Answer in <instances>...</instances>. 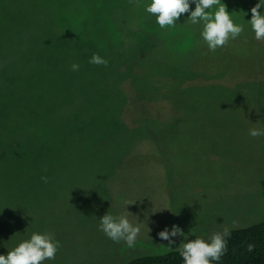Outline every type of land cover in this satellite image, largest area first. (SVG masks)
<instances>
[{
	"label": "rangeland",
	"instance_id": "374dc122",
	"mask_svg": "<svg viewBox=\"0 0 264 264\" xmlns=\"http://www.w3.org/2000/svg\"><path fill=\"white\" fill-rule=\"evenodd\" d=\"M75 1L97 23L79 9L71 19L69 0H0V17L16 27L0 40V254L33 233H51L61 246L44 264H126L174 250L190 234L209 241L225 228L264 221V136L249 135L264 129V75L231 79L192 70L202 51L208 65L242 72L255 66L264 41L247 20L259 0H221L244 31L215 52L202 24L186 22L190 12L161 29L146 11L151 0ZM170 29V45L158 47L157 59L141 57L149 38ZM94 53L107 66L90 64ZM10 77L25 78L14 80L12 105H34V124L7 114ZM117 124L131 128L123 148L118 142L127 136L111 137ZM10 153L35 165L9 173ZM107 212L140 225L133 248L99 230ZM173 225L185 237H172L169 248L158 233Z\"/></svg>",
	"mask_w": 264,
	"mask_h": 264
},
{
	"label": "clouds",
	"instance_id": "9594fccd",
	"mask_svg": "<svg viewBox=\"0 0 264 264\" xmlns=\"http://www.w3.org/2000/svg\"><path fill=\"white\" fill-rule=\"evenodd\" d=\"M192 3L195 4L194 10L191 9ZM261 8H264V0H259L251 8V19L247 20L257 41H264V14H261ZM146 11L156 17V23L161 29L175 27L182 14L190 12L186 22L193 25L202 24L201 36L212 52L225 47L230 40L237 39L244 31L243 25L233 21L227 5L221 3V0H151L146 6ZM89 63L107 66L108 61L94 53ZM79 67V64L71 65L73 71H78ZM249 135L254 138L264 136V129L252 128ZM42 179L45 183L48 182L46 176ZM99 220V230L107 238L116 243L123 241L129 248L135 246L141 227L131 223L128 215L113 216L107 212ZM230 235V231L225 228L223 232L213 233L209 241L202 238L184 239L175 249L182 257L183 264H218L227 252L226 237ZM158 236L168 242L167 247L173 248L172 245L176 241L172 237H185V233L178 225H173L171 231L165 228ZM60 246V242L51 233H33L30 239L20 242L13 250L8 251L7 255L0 254V264H44L45 261L56 258ZM254 249V244H248L246 251L252 252Z\"/></svg>",
	"mask_w": 264,
	"mask_h": 264
},
{
	"label": "trees",
	"instance_id": "16d2710c",
	"mask_svg": "<svg viewBox=\"0 0 264 264\" xmlns=\"http://www.w3.org/2000/svg\"><path fill=\"white\" fill-rule=\"evenodd\" d=\"M102 1V0H101ZM110 1V0H109ZM103 2V1H102ZM89 3H96V0H90ZM71 5V8L68 10L70 13V17L75 15L74 18L71 19H76V14L75 12H79L77 9L81 10L82 12L80 13V16L82 15V13L86 16L85 19H87V21H89V23H97L96 17L95 19L92 17H87L88 15L93 16V13H88L86 11V9H82L81 6L77 3V1L75 0H69V3ZM129 5V3H127ZM125 5V4H124ZM98 13V12H97ZM119 13V12H118ZM84 15H82L84 17ZM94 19V20H93ZM89 23L87 22L86 25L89 28ZM95 25V24H93ZM16 27L12 26V20H10L9 18H4V17H0V40L3 39H7L8 40V35L12 32H15L14 29ZM59 27L60 32L62 33V37L64 35V29ZM90 29V28H89ZM153 31L154 28H152ZM175 29H170L166 32L162 34L157 35V37L153 36L151 37L152 42H148L150 41V38L147 41V45L145 46V44L142 46V55L141 57H147V58H152V59H157L154 58L155 53L157 52L158 47H162V46H166V45H170L169 41V34L173 33ZM197 34V33H196ZM87 35V34H86ZM88 36V35H87ZM123 37V35L121 36V38ZM37 38L44 39V36L42 34H39L37 36ZM120 38V39H121ZM70 40V39H69ZM82 40V39H81ZM87 41V40H86ZM71 43L75 42L74 40H70ZM257 45V44H255ZM253 44V46H255ZM157 47V48H156ZM263 47V46H262ZM82 48V47H80ZM34 50V48H31V50L28 52V50L25 53H32V51ZM260 50V49H259ZM18 51V50H17ZM254 60H253V64L255 65L254 67H249L248 70H245L244 72L239 71L236 68H233L232 64H227V65H222L221 63H219V61L212 63L210 62L209 65L206 62L207 59V53L205 54L204 51L200 52V54L198 55V57L196 58L195 63L197 64L196 66H193V71L195 72H204V74L206 73H215V72H223L225 73L227 76L232 78H239V77H245V76H258V75H264V58L263 59H259L257 56H264V50H260L257 51L255 53L254 51ZM76 64V63H75ZM49 64L46 66V68H48ZM186 72V71H185ZM192 73V72H191ZM224 74V75H225ZM225 75V76H226ZM17 79H25V78H14V77H10L5 83L4 86L9 85V90H7V94L5 96V100L9 103V105H3V107H6V112L7 114H12V117L18 119L19 121H23L25 120L26 123L30 122V123H35V116L33 114H29L28 111H31L34 107L33 106H28L27 103H24L23 101L20 102V104L17 105H12V101L15 100V93L12 92L13 89H15L17 86L14 84V80ZM24 82V80L22 81ZM175 82V81H174ZM180 84L183 86V84L180 82ZM228 87V86H227ZM183 90L186 89V87L182 88ZM189 89V88H188ZM190 90V89H189ZM205 92V91H202ZM230 92H238L236 90H234L233 88H231L230 85ZM199 94V93H197ZM259 92L256 91V96H259ZM52 94L47 93V95L45 96L46 101H49L48 98L51 100V96ZM54 96V95H53ZM60 95H56V98L59 97ZM55 97V96H54ZM150 101L153 102L155 97L153 95H150L149 97ZM232 98V97H231ZM236 100H235V104H236ZM14 107H12V106ZM12 107V108H11ZM182 109L186 110V108ZM198 107L195 106V111L197 110ZM89 112V111H87ZM182 115H185V113L189 114L188 111H182L180 112ZM40 118V117H39ZM36 120H38V118H36ZM111 123H113L110 120ZM124 125V124H122ZM117 124L116 127L112 128L111 130V137H122V136H127L126 140H119L118 144H120V148L124 147V143L126 141H128L129 139V134H130V130L131 128H127L125 126H122ZM155 126V125H154ZM15 129H17V126L15 125L14 127V131ZM20 131L22 130V128L19 129ZM100 130L106 135H108L110 137V131L103 130L100 128ZM97 132H98V128H97ZM129 132V134H128ZM14 136V134H13ZM62 136V135H60ZM158 137L164 139L167 138L165 137L163 134L158 135ZM62 141V139L60 138V142ZM81 143H83L82 141H80ZM84 144V143H83ZM64 145V144H63ZM85 145V144H84ZM92 147H94V142L92 143ZM48 146V145H47ZM93 149V148H92ZM60 150H62L60 148ZM10 151L12 152V149L10 147ZM66 151H71L70 147L68 148V150ZM69 154V153H68ZM28 161H26L25 163L23 161L17 160L16 158L11 156L10 153V157H9V161H8V165L6 166L9 169V173L19 170L21 167L23 168H27L30 169L32 168L35 163H33V159L28 157L27 158ZM35 162V161H34ZM21 163V164H20ZM38 168H48L47 164L43 165V164H39V166H37ZM262 189H263V196H264V180L262 182ZM231 235L230 237H226L227 240V252L226 254L221 258V260L218 262V264H264V221L254 224L250 227H246V228H238V229H232L229 230ZM199 238L197 235L194 234H190L188 237V240L191 239H196ZM248 244H254L255 245V249L252 252H248L246 251L247 245ZM126 264H183V259L180 256L179 252L174 249L171 250L169 252L163 253V254H148V255H143V256H138L132 260H130L128 263ZM213 264H217V262H213Z\"/></svg>",
	"mask_w": 264,
	"mask_h": 264
}]
</instances>
